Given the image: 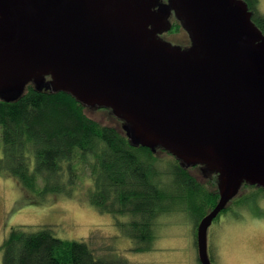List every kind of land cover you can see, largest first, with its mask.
I'll return each instance as SVG.
<instances>
[{
	"label": "water",
	"instance_id": "1",
	"mask_svg": "<svg viewBox=\"0 0 264 264\" xmlns=\"http://www.w3.org/2000/svg\"><path fill=\"white\" fill-rule=\"evenodd\" d=\"M245 0H0V100L29 84L111 110L134 147L216 175L209 230L244 185L264 188V32ZM175 18L189 37L164 38Z\"/></svg>",
	"mask_w": 264,
	"mask_h": 264
},
{
	"label": "trees",
	"instance_id": "2",
	"mask_svg": "<svg viewBox=\"0 0 264 264\" xmlns=\"http://www.w3.org/2000/svg\"><path fill=\"white\" fill-rule=\"evenodd\" d=\"M245 1L264 32L259 0ZM179 28V24L173 25L171 32ZM85 112L72 96L39 92L33 84L15 102L0 100V176L16 179L27 190L25 202L41 206L55 197H73V189L82 181L83 167V174L88 171L91 179L83 201L112 216L120 233L136 242L135 250L148 251L157 238L160 218L177 209L197 220L193 238L197 250L198 224L219 200L217 176L211 175L204 184L191 174L193 167L187 168L158 149L156 153L168 154L178 163L168 160L172 169L160 174L155 167L156 153L131 146L122 122L110 109L106 112L118 121V127L103 125ZM209 185L213 188L207 189ZM242 190L256 193L264 188L244 185ZM253 197L248 193L238 196L221 215L231 212L236 204L251 208L248 200ZM51 229L21 226L11 230L2 247L3 264H113L97 255L90 240L61 239ZM197 260L200 264L198 250Z\"/></svg>",
	"mask_w": 264,
	"mask_h": 264
},
{
	"label": "rangeland",
	"instance_id": "3",
	"mask_svg": "<svg viewBox=\"0 0 264 264\" xmlns=\"http://www.w3.org/2000/svg\"><path fill=\"white\" fill-rule=\"evenodd\" d=\"M259 2L258 9L264 14V0ZM171 21L173 25L179 24L174 17ZM171 31L164 35L165 39L183 47L189 46V37L182 28ZM85 113L103 125L119 126L105 109ZM2 156L3 151L0 150V158ZM155 159V167L160 174L170 172L172 161L178 164L172 156L161 152L156 153ZM168 160L172 161L168 163ZM80 169L82 184L73 189V197H55L41 206L25 202L27 190H23L16 179L0 176V264H3L5 239L11 230L21 226H51L53 234L61 239L90 240L97 255L110 259L113 264H199L193 240L196 218L179 212V209L172 210L160 218L157 238L151 243V248L138 252L135 250L136 242L120 233L112 216L101 214L83 201V192L91 184V179L88 171L83 174V167ZM190 172L198 181L208 184L211 175L205 176L200 168L195 167ZM206 187L213 188L210 185ZM247 193L254 195L248 200L251 208H240L236 204L231 212L220 214L209 230L212 264L264 263L261 262L264 261V191L252 193L241 190L238 196L243 197Z\"/></svg>",
	"mask_w": 264,
	"mask_h": 264
},
{
	"label": "flooded vegetation",
	"instance_id": "4",
	"mask_svg": "<svg viewBox=\"0 0 264 264\" xmlns=\"http://www.w3.org/2000/svg\"><path fill=\"white\" fill-rule=\"evenodd\" d=\"M164 2H167V0H163Z\"/></svg>",
	"mask_w": 264,
	"mask_h": 264
}]
</instances>
